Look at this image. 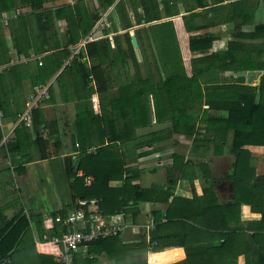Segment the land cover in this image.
<instances>
[{
  "label": "crops",
  "instance_id": "1",
  "mask_svg": "<svg viewBox=\"0 0 264 264\" xmlns=\"http://www.w3.org/2000/svg\"><path fill=\"white\" fill-rule=\"evenodd\" d=\"M143 1L149 7L147 14V8L141 1L135 5V9L130 6L125 22H131V28H122L118 11L112 6L102 14L90 35H86L93 36L94 41L109 38L117 52L113 53L112 62L111 57L105 55L100 60L83 57L89 67L96 65L93 71L95 77L99 76L94 78L91 75L85 83L83 80L79 82L76 70L72 72L65 69L61 72L63 67L71 65L72 58L76 56H73L72 51L62 68L50 74L56 62L55 58H51V53L41 52L36 55L37 58H32L34 49L31 45H40L44 41L39 31L29 35L32 40L25 39L21 33L10 35L8 20L4 19L7 15L4 14L0 19V66H4L0 77V108L4 113L3 127L0 129V230L16 220L18 214L25 215L29 221L21 243L14 250V258H9L13 263L15 260V264H46L44 262L50 261L60 264L61 246L51 241L64 229L62 223L56 222L54 217L67 215L76 207L78 200L83 198L81 194L92 184L94 175L86 174L83 168H77L82 155L84 152L95 153L103 139L105 144L109 142V137L122 138L118 140L119 150L125 159L124 168L128 171H124L122 178H114V172L110 173L105 191L109 198L104 203L106 208L113 207L121 199L118 189L125 184L126 178L130 179V185L137 184L141 188L157 187L167 190L171 186L170 191L173 194L166 202L148 200L134 203L129 200L125 218L128 227L119 237L128 245L127 258L131 262L142 257L148 264H170L186 257L184 248L179 245L172 244L161 251H155L152 246L146 252H143L141 245L148 243L152 231L156 230L155 218L162 216L165 221L170 203L174 213L179 215L189 212L192 214L195 211L194 207L197 205L186 201L174 205L173 200L184 197L194 202L195 197L203 194L201 163H208L214 176L219 178L215 189L222 201L227 203L234 197V184L227 180L234 156L231 165L228 164L222 173L218 166L228 157L232 158L230 143L223 149H217L214 144L197 146L194 139L204 138L205 126H199V134L192 136L172 131L173 120L170 114L163 120H158L156 114H153L148 124L140 127L136 126L135 121L136 94L142 81L150 79L153 82L160 77L164 78L173 72L175 66L181 75H184L183 71L187 76L192 75V58L194 55L200 57V54L191 51V37L211 36L213 42L210 52L227 49L233 37L234 24L230 20L232 15L226 11L219 14L218 11L209 9L231 1L212 4L211 0H206L208 4L200 7L199 0H176L179 14L172 17L165 15L166 10H170L173 5L172 1ZM192 6L195 7L194 10L186 11V7ZM157 10L163 15L161 19H144L149 14L157 13ZM262 10L264 11L262 7L258 9L256 21L260 20ZM191 13L202 14L185 20L184 17ZM111 15L112 19H109ZM137 18L142 22L138 23ZM169 21L172 23L169 24ZM33 28L36 29V25ZM51 28L53 34L49 39L52 42L56 38L54 33H57L55 23ZM61 28L63 31L65 27ZM138 29H141L140 32ZM61 33L60 29L58 34ZM125 33L130 35L133 50L128 39L123 37ZM3 34L6 44H3ZM132 34L136 36L137 46L132 43ZM8 39L15 43L10 46ZM84 47L85 45L82 48ZM5 59L10 62L4 63ZM156 61L169 62L165 66ZM41 71L42 78L49 76L45 83L40 82ZM258 75L247 71L212 69L207 75L200 77L199 81L227 84L243 79L257 83ZM139 79L142 80L137 84ZM39 84L49 85V96L34 112L31 126L18 124L19 115L26 109L29 94ZM195 88L198 89V84ZM173 89L179 91L176 87ZM144 98L145 105L152 109L156 105L170 109L184 107L186 103L191 107H199L200 104L198 100L189 102L184 99L155 102L151 93ZM125 106L128 108L127 124L116 116L123 114L120 109ZM72 134L75 135V142ZM4 136H8V141L2 144ZM81 145H86V148L83 149ZM89 149L92 151L88 152ZM250 150L257 176L261 177L263 168L260 170L257 161L264 157V147L252 146ZM72 162L75 167V177L71 179L75 183L74 188L66 173V164ZM95 169L105 180L106 176L101 172L106 169L103 163L95 166ZM88 177L92 178L90 184L87 182ZM175 181L176 184H172ZM161 192L159 190L157 193H149V196H162ZM92 198H100L102 202L101 197ZM241 215V219L245 221H256L260 216L251 211L247 204L242 205ZM174 230L171 233L178 232L179 229L175 227ZM55 231L57 233L54 234ZM243 262L244 258L240 256L239 263ZM74 264H115V261L106 253H89L88 249L87 253L79 252L75 255Z\"/></svg>",
  "mask_w": 264,
  "mask_h": 264
},
{
  "label": "trees",
  "instance_id": "2",
  "mask_svg": "<svg viewBox=\"0 0 264 264\" xmlns=\"http://www.w3.org/2000/svg\"><path fill=\"white\" fill-rule=\"evenodd\" d=\"M51 1L56 3L59 0H0V19L4 14L7 15L18 7H26L24 10L18 11L16 18L7 21L8 27H10L8 32L10 35L15 32L21 33L25 39L32 40L29 35L39 31L44 41L40 45L35 43L31 45L34 49L33 54L51 53V58H55L56 62L52 67L54 70L50 74L58 71L60 67L62 68V64L71 55L70 46L77 45L84 36L90 35L102 14L112 6H115L118 13L121 14L122 28L128 29L133 26L131 22H125L130 6L135 9V5L140 1L145 5L143 0H87L88 4L86 0H78L67 2L64 4L65 6L55 4L56 6L46 7L45 3ZM170 1L173 5L170 10L165 12L168 17L179 14L177 1ZM224 1L211 0V3L221 4L220 2ZM230 1L226 5L209 9V11H218L219 14L226 11L232 15L230 20L234 24L233 37L226 50L210 52L213 42L211 36L191 37V51L200 54V57L194 55L192 58V75L187 76L184 71V75H181L175 66L173 72L164 78L160 77L153 82L150 79L142 81L136 94L135 121L137 127L148 124L153 114H156L158 120H163L170 114L173 120L172 131L192 136L199 134V126H205L204 138H195L194 143H197V146L214 144L217 149H223L230 143V153L234 156L232 169L227 175V180H231L234 184V197L229 202H223L217 194L215 184L219 182V178L214 176L210 165L203 162L200 165L201 180L204 183L203 194L195 197L194 202L184 197L173 200V202L175 201L174 205L185 201L193 203L197 205L194 207L195 211L192 214L189 212L179 215L174 213L173 207H171L172 203H170L167 207L165 221L162 220V216L155 218L156 230L152 231L149 242L141 246L144 248L143 252L152 246L155 251H161L172 244L182 246L186 257L170 264H240V256L244 258L243 264H264V161L263 174L261 177L257 176V168L250 150L252 146L264 147V21H256L255 18L258 9L261 7L264 9V0ZM207 4L206 0L198 2L200 7H205ZM145 8H147V14L149 7L145 5ZM185 9L190 12L195 7H186ZM124 14H126L125 17ZM201 14L191 13L184 19L191 20ZM162 16L157 10V13L149 14L144 19L153 21L161 19ZM56 20H65L68 27L61 33V38L56 30L57 33H54L56 38L51 42L49 39L53 34L51 27ZM137 22L140 23L142 20L137 18ZM171 23L169 21V24ZM34 25H36V29L33 28ZM244 26H252V28L248 29ZM123 35L128 39L130 48L133 50L129 33ZM62 38L64 41L60 40ZM117 39L116 37L115 43ZM114 52H117V49L112 47L109 38L89 42L72 58L71 65L60 68L61 72L65 69H70L72 72L76 70L79 82L83 80L84 83L91 75L94 78H99L98 75L95 77L93 71L96 65L89 67L83 57L100 60L104 59L105 55L111 57L112 62ZM27 55L29 54L27 53ZM5 60L4 63L10 62L8 59ZM156 62L166 66L169 61ZM212 69L257 73L259 74L258 82H246L243 79L227 84L216 83V81L200 82L199 78L207 75ZM40 74V82L45 83L49 76L42 78L43 72L41 71ZM141 80L139 79L137 84ZM177 83H183V85L180 86ZM197 84L198 89L195 88ZM175 87L179 89L178 92L173 89ZM181 87H183L182 90H180ZM149 93L154 96L155 102L184 99L189 102L198 100L200 104L199 107H191L186 103L184 107L170 109L156 105L152 109L143 101L144 96ZM120 110L123 114H116V116L118 119L125 120L127 124V106L121 107ZM132 111L133 109H131V115H133ZM92 115L97 116L94 113ZM108 140L109 142L105 144L103 139L102 145L96 149L95 153L84 152L82 155L77 168H83L86 174H93L94 181L85 188L81 197H101V209L106 214H111L126 207L129 200L134 203L148 200L166 202L173 195L170 191L171 186L167 190L157 187L141 188L137 184L130 185V179L126 178L125 184L118 189L121 199L113 207L106 208L104 203L109 198L105 191L111 176L110 173L114 172V178H122L124 171H128L124 168L126 166L125 159L119 150L118 140H122V138L109 137ZM81 146L83 149L86 148V145ZM101 162L106 168L100 170L106 176V181L101 178L99 173L95 172L97 170L95 166ZM66 173L68 179H74L73 162L66 164ZM70 183L74 188V181L71 180ZM172 184L175 185L176 181ZM159 190L162 191V196H149V193H157ZM244 204L249 205L251 211L260 215L256 221L241 219V207ZM28 227V218L18 214L16 220L11 221L3 230H0V263L8 261L9 264H15V260L13 263L9 258H14V250L21 243L22 235ZM175 227L179 229L178 232L171 233V231H175ZM166 231L170 232L166 233ZM93 251L96 254L106 253L109 258L115 261V264H148L142 257L135 262L128 260V245L123 243L118 235L93 240L89 244V253ZM44 263L58 264L53 261Z\"/></svg>",
  "mask_w": 264,
  "mask_h": 264
},
{
  "label": "built area",
  "instance_id": "3",
  "mask_svg": "<svg viewBox=\"0 0 264 264\" xmlns=\"http://www.w3.org/2000/svg\"><path fill=\"white\" fill-rule=\"evenodd\" d=\"M93 36H85L77 45L70 46L75 56L87 42L94 41ZM32 58H37L32 54ZM41 60V59H40ZM4 66H0V77ZM49 85L39 84L29 94L26 109L19 115L18 124H24L28 127L32 125L34 112L49 96ZM4 113L0 108V129L3 127ZM8 136H4L2 144L7 143ZM79 146L78 143L76 145ZM89 149L88 152H91ZM92 181L91 177L87 178L88 184ZM100 198H81L78 200L75 208L71 209L65 216L56 215V222L63 225V231L60 235L53 237L51 243L61 246L59 251L60 264H74L75 255L79 252H88L89 244L100 237L120 236L128 227L126 222V205L120 211L112 214H106L100 207ZM0 264H9L8 261Z\"/></svg>",
  "mask_w": 264,
  "mask_h": 264
},
{
  "label": "rangeland",
  "instance_id": "4",
  "mask_svg": "<svg viewBox=\"0 0 264 264\" xmlns=\"http://www.w3.org/2000/svg\"><path fill=\"white\" fill-rule=\"evenodd\" d=\"M64 1V2H63ZM69 0H59V1H57L56 3H54V1H51V2H46L45 3V6L46 7H53V6H56L57 4L59 5V4H61V5H64V3L66 4L67 2H68ZM72 1V0H71ZM73 1H78V0H73ZM86 3L88 4V2H87V0H86ZM56 4V5H55ZM65 6V5H64ZM26 7H18L17 9H15V10H13L12 12H9L8 14H7V16H5V20H9V19H14V18H16L17 17V14L19 13L18 11H20V10H24ZM116 11V10H115ZM116 13H117V11H116ZM117 15L118 16H120L121 14H120V12L119 13H117ZM115 16H116V14H115ZM109 19H112V15L109 17ZM65 20H56L54 23H55V27H56V30H58V32H60V29H61V32L63 33V31H62V28L61 27H65L64 29H67V24H66V21L64 22ZM260 21H264V14H263V10L261 11V15H260ZM117 22H119L118 20H117ZM61 24L60 26H58V24ZM57 24V25H56ZM53 26V25H52ZM10 28V27H9ZM117 30H119V29H117ZM9 33V32H8ZM60 37H62V35L60 34ZM4 39H5V35L3 34V44H6L5 43V41H4ZM60 40H62V41H64V38H62V39H60ZM1 41V40H0ZM7 43L11 46V44L13 43H15V42H13V41H11L10 42V40L8 39L7 40ZM0 46H1V44H0ZM232 161H233V155H232V158H231V156L230 157H228L227 158V160H224L223 162H222V164L220 165V164H218V166L220 167V173H222V171L225 169V167H227L228 166V164H230L231 165V163H232ZM263 161H264V157H262V158H260L259 159V161H257V163H258V167L260 168V170H262V168H263ZM263 171V170H262Z\"/></svg>",
  "mask_w": 264,
  "mask_h": 264
},
{
  "label": "water",
  "instance_id": "5",
  "mask_svg": "<svg viewBox=\"0 0 264 264\" xmlns=\"http://www.w3.org/2000/svg\"><path fill=\"white\" fill-rule=\"evenodd\" d=\"M131 39H132L133 45L137 46L138 45L137 44V39H136V36L134 34L131 35ZM72 140H73V142H75V135L74 134H72Z\"/></svg>",
  "mask_w": 264,
  "mask_h": 264
}]
</instances>
